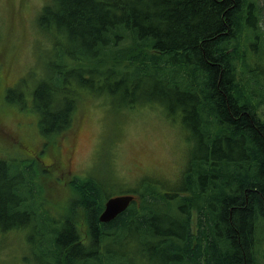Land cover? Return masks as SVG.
<instances>
[{"label":"trees","instance_id":"trees-1","mask_svg":"<svg viewBox=\"0 0 264 264\" xmlns=\"http://www.w3.org/2000/svg\"><path fill=\"white\" fill-rule=\"evenodd\" d=\"M263 13L257 0L43 6L36 22L53 52L34 86L23 79L24 86L4 94L38 114L44 139L70 132L91 97L117 111L163 108L201 154L191 151L180 179H143L126 192L135 196L129 207L103 223L100 214L119 186L112 173L63 177L73 198L55 211L41 179L54 170L42 168L37 156L0 150V252L21 232L35 264H261L264 117L257 110L264 97L239 81L237 53L241 30L242 60L255 39L263 43ZM247 22L257 38L251 30L243 37Z\"/></svg>","mask_w":264,"mask_h":264},{"label":"rangeland","instance_id":"rangeland-1","mask_svg":"<svg viewBox=\"0 0 264 264\" xmlns=\"http://www.w3.org/2000/svg\"><path fill=\"white\" fill-rule=\"evenodd\" d=\"M49 1L0 0V38L4 39L3 48L7 51L3 56L0 52V150L24 154L26 158L37 156L44 169H47L45 164L54 167L58 159L62 166H66L67 158L71 157L69 168L82 178H102L112 173L119 184L113 190L114 195L132 192L145 178L170 182L180 179L190 166L191 151L196 156L201 152L196 143L187 144L186 131L178 117L170 119L159 106L117 111L103 104L102 100L90 97L77 113L73 129L56 139L47 140L41 135L38 114L7 102L5 88L18 84L24 86L23 79H29V86H34L44 71L48 53L53 52L48 36L36 22ZM257 2L264 5V0ZM258 22L264 30V13ZM247 23L243 37L250 30L256 34L255 28ZM257 42L255 39L254 45L249 44L246 60H242L246 41L245 38L242 40L241 30L237 74L241 84L243 77L262 98L264 41L260 46ZM257 111L264 117V102ZM48 170L54 171L44 174L41 179L53 205L61 208L54 210L61 211L71 204L73 197H69L70 190L64 186L61 172L51 167ZM261 235L264 237V223L258 229V243ZM258 248L260 263L264 264V240ZM28 249L21 232L11 234L0 252V264H35L34 253Z\"/></svg>","mask_w":264,"mask_h":264},{"label":"water","instance_id":"water-1","mask_svg":"<svg viewBox=\"0 0 264 264\" xmlns=\"http://www.w3.org/2000/svg\"><path fill=\"white\" fill-rule=\"evenodd\" d=\"M134 199L135 196L133 194H120L109 197L105 203L104 210L100 214V221L103 223L111 222L124 212Z\"/></svg>","mask_w":264,"mask_h":264},{"label":"flooded vegetation","instance_id":"flooded-vegetation-1","mask_svg":"<svg viewBox=\"0 0 264 264\" xmlns=\"http://www.w3.org/2000/svg\"><path fill=\"white\" fill-rule=\"evenodd\" d=\"M3 42H4V39L3 38H0V52H1V56H3L4 54H7V51L3 48ZM0 60H1V57H0ZM31 155V154H30ZM71 160L72 158L71 157H68L67 158V165L66 166H62L60 164V161L59 159L56 161V163L54 164V168L58 171L61 172L62 174V178H66L67 176H77L78 174L77 173H74V171L72 169H70V163H71ZM47 167H51L50 165L48 164H45ZM70 167V168H69ZM70 169V173L68 172V170Z\"/></svg>","mask_w":264,"mask_h":264}]
</instances>
